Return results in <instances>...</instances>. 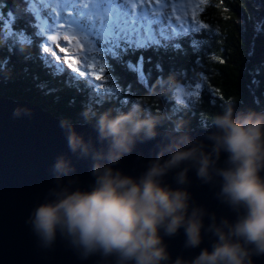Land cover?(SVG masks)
Segmentation results:
<instances>
[{"label": "clouds", "instance_id": "1", "mask_svg": "<svg viewBox=\"0 0 264 264\" xmlns=\"http://www.w3.org/2000/svg\"><path fill=\"white\" fill-rule=\"evenodd\" d=\"M178 87L170 75L157 82V95L174 94ZM148 99L126 110L85 108L79 121L59 119L71 156L55 158L53 186L26 223L44 247L62 239L82 259L98 256L101 264H255V257L264 256V111L229 104L212 118L214 130L194 138L188 121L149 111ZM22 114L30 112H13ZM77 125H90L96 142ZM157 137L158 151L139 176L116 167L138 143ZM72 157L91 162L87 188L80 185ZM192 171L218 188L217 198L235 219L218 218L193 200ZM170 173L176 187L166 182ZM181 229L186 248L200 247L205 234L214 238L211 247L194 258L173 260L165 237Z\"/></svg>", "mask_w": 264, "mask_h": 264}, {"label": "trees", "instance_id": "2", "mask_svg": "<svg viewBox=\"0 0 264 264\" xmlns=\"http://www.w3.org/2000/svg\"><path fill=\"white\" fill-rule=\"evenodd\" d=\"M198 3V11L191 21H196L200 30L179 41L186 55L172 49L157 51L150 48L124 57L125 61L133 63L141 55L144 57L145 73L151 69L147 82L140 81L136 73L121 63L110 60L111 74L117 78L121 88L116 93L106 91L112 86L107 79V67L103 74L97 73L103 79L96 80L94 76L89 81L84 76L73 86L65 84L67 73L57 78L49 75L40 56L51 53H43L44 44L29 26L33 16L23 11L29 6L45 8L38 0L33 5H28L26 0H0V4L4 5L0 8V60L10 57L8 67L12 69L11 72L0 73V97L24 100L55 117H71L74 121H79V114L85 108L102 111L119 107L126 110L131 104L147 97L149 111L163 113L169 119L183 118L189 122L191 131L211 128L212 118L222 113L229 104H233L236 110L264 111V32L256 31L257 22L264 21V0H198ZM80 4L73 7L82 8ZM69 10L75 15L71 8ZM9 12L12 17L8 16ZM19 30H26L25 35H32V43L21 42ZM192 39L206 43L196 52L191 47ZM26 55L32 59L26 61ZM197 57L202 67L195 64ZM157 63L161 64L162 71L156 70ZM25 67L29 69L27 73L23 71ZM33 75H38L40 81H46L49 89L59 91L46 94V90L36 86L38 82ZM170 75L179 87L174 94L158 96L157 82ZM9 76L10 79L6 78ZM253 79L259 81L258 86L252 83ZM195 83L201 84L199 92L194 97L184 98V102L178 101L177 90L195 91Z\"/></svg>", "mask_w": 264, "mask_h": 264}, {"label": "water", "instance_id": "3", "mask_svg": "<svg viewBox=\"0 0 264 264\" xmlns=\"http://www.w3.org/2000/svg\"><path fill=\"white\" fill-rule=\"evenodd\" d=\"M21 109L30 115H13ZM58 117L24 100L0 97V264H101L98 256L82 259L64 240L58 239L51 248L44 247L31 227L26 223L33 207L42 201L45 193L53 186L51 165L60 154H68L65 134L58 126ZM191 131L194 138H203L207 131ZM77 131L86 139L96 142V132L90 125L79 126ZM161 138L138 143L135 150L126 156L116 167L126 174L139 176L147 167V162L158 151ZM97 147H100L97 142ZM76 175L84 188L92 182L91 162L72 157ZM225 157L221 158V164ZM175 173L166 177V182L176 187ZM189 190L193 200L203 205L217 217L235 219V213L217 198L218 188L204 184L197 179L194 171L189 173ZM209 221L206 218V224ZM210 234L198 248L185 247L183 229L174 237H165V243L172 259L183 256L194 258L213 242ZM255 264H264V256L255 257Z\"/></svg>", "mask_w": 264, "mask_h": 264}, {"label": "snow or ice", "instance_id": "4", "mask_svg": "<svg viewBox=\"0 0 264 264\" xmlns=\"http://www.w3.org/2000/svg\"><path fill=\"white\" fill-rule=\"evenodd\" d=\"M37 0H26L28 5H33ZM41 5L51 3V0H38ZM71 9V13L63 14L61 24L67 23L77 30V32L84 34L90 41L89 52L81 56V67H75V63L71 62L68 57L61 58L56 56L53 52L48 55H41L40 59L44 67L48 70V74L53 78H57L67 73L68 79L65 81L66 86H73L78 83L80 78L84 77L85 72H88L89 81L91 77L95 76L96 80L103 79L102 75L97 74L95 71L89 69L95 68L99 64L98 72L103 74L105 68L109 69L107 79L112 82V86L107 88V92L119 93L121 88L117 84V78L112 74V65L110 60H115L124 65L127 69L133 71L138 75L142 82H147L151 76V69L147 74L143 69L144 57L141 55L138 61L133 63L131 60H124V57L129 53L134 54L139 50L155 49L160 50L163 48L165 51L172 49L173 51L187 54L183 49L182 44L179 43L185 37L198 33L200 25L196 21L191 22H177L169 14L163 13L161 10H156L148 7L149 0H89L90 6L87 8L73 7L78 6L81 0H63ZM139 3L141 5L137 12L134 5ZM4 5L0 4V8ZM24 12L31 13L33 19L30 21L29 26L34 29V35L40 38L41 43L44 44L43 53H50V47H56L55 41L57 36L45 35L50 31L55 30L56 17L50 14V9H40L34 6L26 7ZM12 17V13H8ZM26 30H19L21 42L32 43L33 36L25 35ZM256 31L264 32V21H258L256 24ZM17 35V33H13ZM69 39L68 37L64 38ZM206 43L203 40H191V47L194 51L198 52L201 45ZM69 45L65 43L64 47L60 49L64 52ZM73 56L78 53L73 52ZM25 60H30L32 57L26 55ZM65 60H68V67H65ZM94 63H89V61ZM148 62H151L149 58ZM10 57L0 60V73L11 72L8 67ZM195 64L202 67L201 60L197 57ZM68 68L73 71L69 72ZM157 71H162L160 63L155 65ZM25 73L29 71L27 67L23 70ZM195 70L193 69V72ZM259 69L256 70V74ZM201 75H203L201 73ZM10 79L9 77H6ZM33 79L38 83L36 86L41 90H46V94L59 91V89H49L46 81H40L38 75H33ZM187 83H190L186 81ZM253 84L259 85V81L253 79ZM94 87H103V85H94ZM201 88L200 83H195V91L185 93L186 98H191L199 92ZM178 92H183V88H179Z\"/></svg>", "mask_w": 264, "mask_h": 264}, {"label": "rangeland", "instance_id": "5", "mask_svg": "<svg viewBox=\"0 0 264 264\" xmlns=\"http://www.w3.org/2000/svg\"><path fill=\"white\" fill-rule=\"evenodd\" d=\"M67 4L63 3V0H51V3L47 5H43L45 9H50V13L54 14L56 17L55 30L46 33L45 35H55L57 36V40L55 41L56 47H50V53H55L56 56L61 58L68 57L71 62L75 63V67H81V56L87 54L89 52V39L75 29L73 31V27H71L66 22L61 24V19L63 18V14L70 13L69 8H65ZM82 8L86 6H90L89 0H81ZM141 5L139 3L134 5L135 10L138 12ZM148 7H151L156 10H161L165 14H169L174 20L177 22H191L194 17V13L198 11L199 3L198 0H149ZM64 26L66 28H64ZM67 31V32H65ZM68 37L69 39L65 40L64 38ZM65 43L69 45V47L61 52L60 49L64 47ZM76 52L78 55L73 56L72 53ZM68 60H65V67H68ZM89 63H94V61H89ZM99 65L96 64L95 68L89 69V71H95L98 73ZM68 70L73 71L72 68H68ZM85 78H89L88 72H85ZM94 77V76H93ZM91 77V78H93ZM183 92H178L176 96L178 97V101L184 102L185 93L189 92L183 89Z\"/></svg>", "mask_w": 264, "mask_h": 264}]
</instances>
